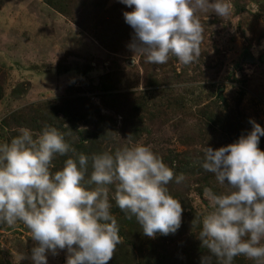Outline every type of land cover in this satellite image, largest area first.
I'll list each match as a JSON object with an SVG mask.
<instances>
[{
    "label": "rangeland",
    "instance_id": "obj_1",
    "mask_svg": "<svg viewBox=\"0 0 264 264\" xmlns=\"http://www.w3.org/2000/svg\"><path fill=\"white\" fill-rule=\"evenodd\" d=\"M65 1L0 0V142L18 135L21 128L11 124L17 118L28 123L37 108L49 115L66 108L68 115L58 117L67 130L57 128L66 142L78 140L74 132L85 126L77 116L94 106L114 123L105 130L102 151L128 144L130 135L160 156L195 161L205 146L217 149L247 135L250 120L264 128V0H228L232 11L222 19L211 9L198 10L201 55L190 65L174 56L153 65L134 53L129 47L134 32L123 16L133 9L119 0H77L75 7L60 9ZM246 52L252 62L242 58ZM28 125L34 136L41 132ZM258 147L264 151V136ZM63 164L57 156L52 171ZM205 172L174 171L184 176L182 183L174 177L168 185L183 208L174 234L145 236L135 217L119 214L110 192L123 243L108 264H154L162 254L160 263L201 264L208 253L197 238L200 225L192 221L210 208L205 187L224 191L215 175ZM30 235L21 222L0 223V264H34L32 249L38 244ZM57 253H46L47 264H66L67 249ZM233 264L254 262L238 256Z\"/></svg>",
    "mask_w": 264,
    "mask_h": 264
},
{
    "label": "clouds",
    "instance_id": "obj_2",
    "mask_svg": "<svg viewBox=\"0 0 264 264\" xmlns=\"http://www.w3.org/2000/svg\"><path fill=\"white\" fill-rule=\"evenodd\" d=\"M119 2L133 9L123 13L134 32L130 49L153 65L166 64L170 56L182 65L196 62L204 32L196 12L211 9L222 19L232 11L228 0ZM249 123L247 135L217 149L205 146L196 160L224 189L217 193L205 187L210 208L192 221L200 225L197 238L208 253L201 264H233L238 256L264 264V151L258 147L264 128ZM127 139L128 144L91 157L77 153L53 126L35 136L21 128L10 141L0 142V223L26 226L38 244L32 249L34 264H47L46 253L56 255L58 249H67L66 264H108L123 243L110 192L145 236L179 229L183 208L168 185L174 177L182 183L183 174L175 176L150 146ZM57 156L67 159L53 172Z\"/></svg>",
    "mask_w": 264,
    "mask_h": 264
},
{
    "label": "trees",
    "instance_id": "obj_3",
    "mask_svg": "<svg viewBox=\"0 0 264 264\" xmlns=\"http://www.w3.org/2000/svg\"><path fill=\"white\" fill-rule=\"evenodd\" d=\"M77 4V0H67L64 2V5H59L60 9H63L62 7L72 8L75 7ZM63 10H60L62 12ZM107 39L108 41L111 39L108 38V35L105 33L104 40ZM109 47L110 45H106ZM66 108H57L53 111L54 114L49 115L48 112L45 113L44 111L37 108L33 114L29 116L28 123L30 122V125H32V128H35L38 132L42 131L45 126H53L56 128H61L63 125V120L58 117L59 114L62 115V117H66L68 113L65 111ZM60 122H56V121ZM73 120V119H72ZM76 120L82 121L84 124V128L75 130L74 133H77L78 140L76 141H67L69 145L76 150L77 153H84L85 155H88L91 157L92 154H99L104 151L101 150L100 144L102 143V140L104 139L105 130L109 129L113 126V121L105 116L99 115L98 112H96L95 107L91 106L87 109L86 113H80L77 116ZM105 121L112 123L107 124ZM74 122V120H73ZM71 122L70 126L75 128L74 123ZM6 123L7 122H3ZM27 120L24 118H17L11 125L16 126L17 128H28L26 126ZM30 128V127H29ZM61 130L65 131L67 130L66 127L61 128ZM111 130V129H110ZM71 154V153H70ZM69 154V155H70ZM180 154H168V156H161L163 158V162L166 163L170 168L173 169V171H179V172H186V171H196L198 173L205 174V170L202 169V167L196 163L195 159L192 160L189 156H184L183 158H179ZM60 160L64 162L67 159V156H59ZM166 159V160H165ZM91 171V168H89V172ZM122 211L119 209V214H121ZM165 259V255H160L154 262V264H164L163 262L160 263L161 259ZM167 259V257H166Z\"/></svg>",
    "mask_w": 264,
    "mask_h": 264
},
{
    "label": "water",
    "instance_id": "obj_4",
    "mask_svg": "<svg viewBox=\"0 0 264 264\" xmlns=\"http://www.w3.org/2000/svg\"><path fill=\"white\" fill-rule=\"evenodd\" d=\"M242 58L244 60H246V61H249V62H252L253 61V57L251 56L250 53H247V52L243 54Z\"/></svg>",
    "mask_w": 264,
    "mask_h": 264
}]
</instances>
